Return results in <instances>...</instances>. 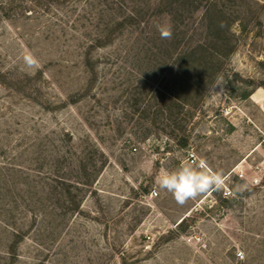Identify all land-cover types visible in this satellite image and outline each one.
<instances>
[{
	"label": "rangeland",
	"instance_id": "1",
	"mask_svg": "<svg viewBox=\"0 0 264 264\" xmlns=\"http://www.w3.org/2000/svg\"><path fill=\"white\" fill-rule=\"evenodd\" d=\"M237 1L226 10L247 31L233 25L235 52L176 138L171 118L157 113L170 77L158 26H170V15L93 46L90 86L82 52L113 0L29 10V0H0V264H264V0ZM27 51L38 70L25 67ZM92 143L103 167L80 209L64 214L63 186L51 180L75 178ZM201 160L223 174L219 190L183 206L159 190L162 170ZM239 184L246 190L235 192Z\"/></svg>",
	"mask_w": 264,
	"mask_h": 264
},
{
	"label": "trees",
	"instance_id": "2",
	"mask_svg": "<svg viewBox=\"0 0 264 264\" xmlns=\"http://www.w3.org/2000/svg\"><path fill=\"white\" fill-rule=\"evenodd\" d=\"M59 1L63 0H29L31 5H27L26 10L31 9L32 5L40 3L42 5L44 2L59 3ZM104 1L108 2V0ZM130 1L131 4L128 0H113L112 3H115L116 7H107L112 10V15L105 22V26L98 30L93 38H90L87 46H84L83 64L93 76L87 84L91 86L96 80V76H94L95 63L91 56L93 46L110 42L115 34L122 33L128 26L135 27L136 30L139 29L143 20H146V28L150 29L149 24L154 17L165 13L170 15L172 38L166 40L168 58L166 65L170 77L166 81L162 102L158 106L157 113L162 111L167 114V118H171L170 126L173 127L171 133L179 138L177 131L185 130L187 119L194 115L192 110H196L205 99L209 86L213 84L215 77L224 70L227 59L237 48L238 37L233 31V25L237 23L240 34H242L247 31L249 22H246V19L239 14L236 16L228 14L227 4H238L237 0H155L145 7L140 4L133 5V0ZM246 2L251 10V2ZM201 9L203 11L200 19L195 21V13ZM103 11L104 9H101L96 13L101 15ZM142 31L145 30L142 29ZM140 39V36L135 37L136 42H139ZM145 86L148 87L149 84L145 83ZM141 100L139 99L138 102ZM152 107L151 103L146 104L143 112H150ZM185 107H188V110L183 114L181 110ZM183 139V137L179 139L182 145L187 142ZM91 146L94 149H89L83 157L78 159L79 172L74 176L75 178H64L58 175L56 179L52 178L51 180V182L58 180L59 184L63 186L62 194L68 202L64 214L80 209L83 191L93 184L95 177L103 167V164L99 166L94 159V152H97L96 144L92 143ZM51 182H46V184L53 186ZM71 188L77 190V193L73 195ZM186 218H183L180 224ZM20 236L19 233H16L17 238ZM18 244L19 241L15 239L11 244L10 252L14 253Z\"/></svg>",
	"mask_w": 264,
	"mask_h": 264
},
{
	"label": "clouds",
	"instance_id": "3",
	"mask_svg": "<svg viewBox=\"0 0 264 264\" xmlns=\"http://www.w3.org/2000/svg\"><path fill=\"white\" fill-rule=\"evenodd\" d=\"M162 39H171V26H158ZM26 68L38 70L40 61L31 51L22 57ZM223 174L211 169L206 160L193 164L191 161H182L173 170H162L156 177V184L161 191H165L174 198L178 205H185L198 197L222 187ZM246 184L235 186V192L246 190Z\"/></svg>",
	"mask_w": 264,
	"mask_h": 264
},
{
	"label": "built area",
	"instance_id": "4",
	"mask_svg": "<svg viewBox=\"0 0 264 264\" xmlns=\"http://www.w3.org/2000/svg\"><path fill=\"white\" fill-rule=\"evenodd\" d=\"M152 194H153V195H154V194L156 195V194H157V191L154 189V190L152 191ZM238 255H239V256H243L242 252H239Z\"/></svg>",
	"mask_w": 264,
	"mask_h": 264
}]
</instances>
